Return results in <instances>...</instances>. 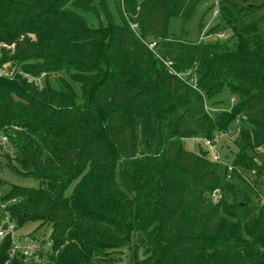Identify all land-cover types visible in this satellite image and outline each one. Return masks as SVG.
Here are the masks:
<instances>
[{
  "label": "trees",
  "instance_id": "16d2710c",
  "mask_svg": "<svg viewBox=\"0 0 264 264\" xmlns=\"http://www.w3.org/2000/svg\"><path fill=\"white\" fill-rule=\"evenodd\" d=\"M201 1L124 0L116 15L108 0H0V135L18 163L7 165L43 183L0 197V226L2 206L17 225L52 224L46 258L12 253L9 233L0 264H264V163L248 153L264 145V0H220L250 42L174 38L171 20L183 27ZM226 88L239 101L210 114ZM236 118L228 178L184 140Z\"/></svg>",
  "mask_w": 264,
  "mask_h": 264
},
{
  "label": "rangeland",
  "instance_id": "374dc122",
  "mask_svg": "<svg viewBox=\"0 0 264 264\" xmlns=\"http://www.w3.org/2000/svg\"><path fill=\"white\" fill-rule=\"evenodd\" d=\"M108 4L113 13L117 15V7L124 6V0H108ZM80 13L86 18L90 24L98 25L101 18H97L90 12ZM103 14V13H102ZM103 16V15H102ZM229 20L224 17L220 0H202L195 12L193 18L186 22L183 27L181 26V20L179 18H173L170 22V34L177 39L187 40L192 42H227L231 46H234L240 38L251 41V35L246 36L245 30L242 29L244 22L240 20ZM247 22L253 20V17H248ZM117 22H120L117 16ZM234 22V27L232 28ZM136 27V26H134ZM222 27L223 30L215 32L218 28ZM3 44L0 45V50ZM44 76L40 78L39 83H44ZM77 86V85H76ZM239 101L238 96L230 93L226 88L222 94L215 96L214 98L206 101V109L210 114L217 112H223L230 110L232 106ZM239 118L232 119L231 125L227 127V130L216 131L212 139L216 144L219 153L221 154L224 165L230 164L228 160L233 159V156L239 151L238 146L235 144V140L239 137L240 126ZM207 138H192L184 140V147L190 151H200V153L207 152L209 160L213 161L210 156V151L205 144ZM201 149V150H200ZM248 153L255 155L256 159L260 163H264V145L256 150L248 149ZM15 151L9 142L0 143V197L3 196L13 185L26 186V187H41L43 185L40 179L35 177L23 176L15 173L7 165L9 161L18 165L14 159ZM226 160V161H225ZM214 162V161H213ZM30 170V169H29ZM253 176V175H252ZM74 185L68 188L66 194L70 195L73 191ZM264 189L263 186H261ZM264 192V190H262ZM4 207V208H3ZM4 222L13 223L15 230L11 233L13 235V242L20 246L19 252L25 255L27 261H31V258L26 254L27 249L33 247V244H37L35 247V254L37 258L39 254H43L46 258V254L51 249V233L52 224L48 221L42 220H29L23 225H17L16 221L12 219V214L5 209V206L1 207ZM123 262L128 260L127 254L129 252L126 249H122ZM42 259L44 264H48L46 259Z\"/></svg>",
  "mask_w": 264,
  "mask_h": 264
},
{
  "label": "built area",
  "instance_id": "2783aa9c",
  "mask_svg": "<svg viewBox=\"0 0 264 264\" xmlns=\"http://www.w3.org/2000/svg\"><path fill=\"white\" fill-rule=\"evenodd\" d=\"M2 73H6V71L4 69H2ZM8 140V137L4 134L0 135V143H3L5 141ZM214 139L212 138H207L205 139V144L208 147L209 151H210V156L211 159L214 162H223L221 154L218 151V148L216 146V144L213 141ZM237 169L238 171H240V169L232 164H228V178H231L232 172ZM220 189H216L212 196L214 198H219L220 197ZM260 201L262 203H264V192L261 193L260 195ZM15 230V225L13 223H9L7 222L6 226H0V239L5 237L7 234L12 233ZM35 247H37V244H33V247H31L30 249H27L26 254L34 260H37V255L35 254ZM20 246H18L17 244H15L14 248H13V252L12 253H16L19 250Z\"/></svg>",
  "mask_w": 264,
  "mask_h": 264
}]
</instances>
